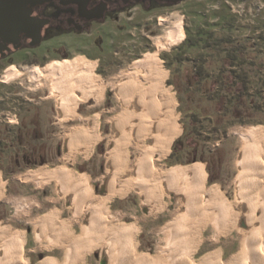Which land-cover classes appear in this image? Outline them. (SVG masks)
Returning <instances> with one entry per match:
<instances>
[{"label": "rangeland", "instance_id": "obj_1", "mask_svg": "<svg viewBox=\"0 0 264 264\" xmlns=\"http://www.w3.org/2000/svg\"><path fill=\"white\" fill-rule=\"evenodd\" d=\"M177 25L182 28L183 35L180 40L169 44L168 32ZM210 35H214L212 42L216 43H220L224 35L241 40L253 37L258 45L246 48L249 52L253 49L261 52L255 56V62L250 59V65H245V68L249 66L247 70L239 66L226 69L240 76L247 74L243 79L237 78L239 81L258 80L255 74L259 67H264V0H185L176 6L142 13L133 20L107 27L100 50L90 37H78L73 41L72 38L62 37L58 39V49L54 53L33 55L38 61L35 59L32 64L19 61L0 70V182L3 184L0 229L8 230L9 238L18 232L26 236L24 252L29 264H38L48 257L54 261L62 258V248L49 250L38 246L33 227L37 218L56 209L59 212L64 209V200L56 195L58 186L55 181L38 185L36 181L22 177L42 168L53 170L65 167L77 176H84L90 191L99 190V177L106 163V134L111 126L107 120L113 116L112 110L118 105L115 89L107 86L102 103L98 104L90 96L78 104L74 112L63 114L58 99L52 94L51 77L33 75V71H41L54 63L77 61L92 65L98 78L108 82L134 62L150 54L156 55L160 59L159 67L165 73L164 86L175 102L172 117L178 128L163 161L164 166L169 169H183L195 164L201 166L206 175L207 188H216L224 199L233 202L239 173L237 160L242 146L239 132L264 130V113L260 118L252 119L243 114L237 118L231 114L217 115L216 109L222 105L210 97L220 92L227 97V105L231 107L235 95L223 90L224 78L231 79L232 76L223 77L220 65L213 62V59L226 55L227 48L219 47L221 53L218 55L203 49ZM187 39L197 41L198 47H190L186 44ZM160 44L164 46L160 48ZM25 56L30 58V55ZM11 69L17 70L18 74L7 78V72ZM252 70L254 76H250ZM195 71L202 73V76L210 75L209 81H203L214 88V93L209 94L211 96H205L203 86L194 83L191 77H194ZM36 111L39 112V133L42 138H32L27 142L40 148H17V133L12 139L8 137L7 130L14 132L19 127L17 120L20 121V115L35 116ZM95 115L100 117L99 132L102 138L88 156L75 150L71 159L66 160V135L74 126L84 124V119ZM7 117L11 122H4ZM108 206L109 212L118 217L114 223L137 230L139 252L153 255L157 242L164 236L161 228L171 220V207L153 214L142 203L141 195L136 190L113 197ZM70 218L69 211L65 210L59 219L68 221L72 233L78 235L81 228ZM209 230L206 235H209ZM234 234L235 238L224 236L216 245L205 241L196 259L217 251L219 260L225 261L238 250V234ZM100 253V249L96 250L88 258L87 264H99Z\"/></svg>", "mask_w": 264, "mask_h": 264}, {"label": "bare ground", "instance_id": "obj_2", "mask_svg": "<svg viewBox=\"0 0 264 264\" xmlns=\"http://www.w3.org/2000/svg\"><path fill=\"white\" fill-rule=\"evenodd\" d=\"M182 35L177 25L168 32L167 41L174 43ZM159 63L160 59L150 54L108 82L98 78L92 65L77 61L33 71L35 77H51L52 94L63 114L74 112L90 96L102 103L107 86L115 89L118 98L114 114L107 120L111 126L106 134V163L99 190L90 191L84 176L65 167L42 168L22 177L38 185L55 181L56 195L64 200V209L37 218L33 227L38 246L49 250L60 247L63 256L55 261L48 257L38 264H87L98 249L99 264H264V130L239 132L242 146L232 203L216 188H207L201 166L166 168L163 161L178 128L172 117L175 102L164 86L165 73ZM17 74L11 69L6 77ZM99 119L95 115L70 129L66 160L75 150L85 156L93 151L102 138ZM130 190L140 193L142 203L153 214L171 207V220L161 228L164 236L153 255L139 252L137 230L114 223L118 217L109 212V201ZM65 210L71 215L70 221L79 224L78 235L72 233L68 221L59 219ZM7 231L0 229V264H29L24 252L26 236L18 232L9 238ZM234 232L239 247L225 261L219 260L217 251L196 259L205 241L216 245L224 236L235 238Z\"/></svg>", "mask_w": 264, "mask_h": 264}, {"label": "flooded vegetation", "instance_id": "obj_3", "mask_svg": "<svg viewBox=\"0 0 264 264\" xmlns=\"http://www.w3.org/2000/svg\"><path fill=\"white\" fill-rule=\"evenodd\" d=\"M183 1L0 0V70L19 61L31 64L35 59L38 61L33 55L54 53L58 49V39L62 37L72 38V41L78 37H90L100 50L107 27ZM38 113L36 111L35 116L20 115L19 127L14 132L7 130L12 139L17 133V148H40L27 142L42 138ZM14 116L18 117L17 114ZM4 122H11V119L7 117Z\"/></svg>", "mask_w": 264, "mask_h": 264}, {"label": "trees", "instance_id": "obj_4", "mask_svg": "<svg viewBox=\"0 0 264 264\" xmlns=\"http://www.w3.org/2000/svg\"><path fill=\"white\" fill-rule=\"evenodd\" d=\"M214 35H210L209 38L205 40L207 42L203 47L204 50L208 52H215V54L221 53V49L219 47H226L227 54L224 55L222 58L213 59V62L217 63L221 67V75L224 76H232L231 79L224 78L223 85L225 88L223 89L225 92H229L235 95V99L233 100L234 105L229 107L227 104V97H224L222 94L216 93L214 96L210 97L220 103L222 106L216 109L217 115L222 114L224 116H228L231 114L234 117H239L241 114L247 115L249 119L260 118V115L264 113V67H259V71L255 74V77H259L257 81L251 80H237V78H244L247 77L245 74L240 76L237 72L229 71L227 67H240L247 70L245 65L249 64L250 59L252 62H255V56L258 52L257 50H252L251 52L247 51L246 47L254 48L257 43L254 42L253 37H248L245 39H238L233 38L232 35H224L225 38L220 42H212ZM263 38V37H262ZM186 44L190 47H198L199 43L197 41L191 42V39L186 40ZM264 54V53H263ZM252 66L254 63L251 64ZM249 74V70H248ZM236 75V76H235ZM254 76V70L250 72V76ZM261 75V76H260ZM193 76L191 77L194 79V83L200 84L205 96H208L210 93H214V88L210 86V83L205 82L203 80L209 81L210 75H203L202 73L193 72ZM201 76V77H199ZM196 77V78H195ZM236 78V79H235ZM167 84V81H166ZM204 84H206L204 86ZM211 96V95H209ZM208 96V97H209ZM178 141V140H177ZM174 143V147H176V143ZM39 149V148H38Z\"/></svg>", "mask_w": 264, "mask_h": 264}]
</instances>
